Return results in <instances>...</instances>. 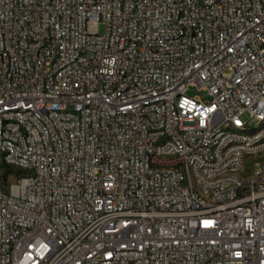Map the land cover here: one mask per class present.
Listing matches in <instances>:
<instances>
[{
  "label": "built area",
  "instance_id": "built-area-1",
  "mask_svg": "<svg viewBox=\"0 0 264 264\" xmlns=\"http://www.w3.org/2000/svg\"><path fill=\"white\" fill-rule=\"evenodd\" d=\"M0 264H264V0H0Z\"/></svg>",
  "mask_w": 264,
  "mask_h": 264
},
{
  "label": "rangeland",
  "instance_id": "rangeland-1",
  "mask_svg": "<svg viewBox=\"0 0 264 264\" xmlns=\"http://www.w3.org/2000/svg\"><path fill=\"white\" fill-rule=\"evenodd\" d=\"M99 29H100V32L104 31L103 24H100ZM187 94L191 97H201L202 100L204 101H208L211 99V96L209 95L207 90L199 89L197 86H191L188 89ZM251 123L254 124L255 120H252Z\"/></svg>",
  "mask_w": 264,
  "mask_h": 264
}]
</instances>
